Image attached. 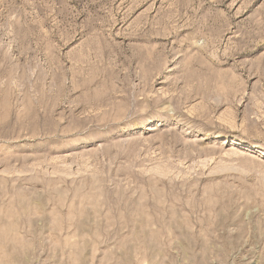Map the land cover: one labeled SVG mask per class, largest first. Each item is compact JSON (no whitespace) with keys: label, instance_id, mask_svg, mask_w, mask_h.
Wrapping results in <instances>:
<instances>
[{"label":"rangeland","instance_id":"rangeland-1","mask_svg":"<svg viewBox=\"0 0 264 264\" xmlns=\"http://www.w3.org/2000/svg\"><path fill=\"white\" fill-rule=\"evenodd\" d=\"M0 264H264V0H0Z\"/></svg>","mask_w":264,"mask_h":264}]
</instances>
